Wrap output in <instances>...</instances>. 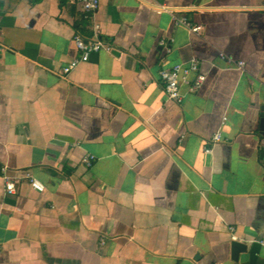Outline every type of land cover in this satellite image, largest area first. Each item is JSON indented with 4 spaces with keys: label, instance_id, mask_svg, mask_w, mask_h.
Instances as JSON below:
<instances>
[{
    "label": "crops",
    "instance_id": "obj_1",
    "mask_svg": "<svg viewBox=\"0 0 264 264\" xmlns=\"http://www.w3.org/2000/svg\"><path fill=\"white\" fill-rule=\"evenodd\" d=\"M81 15L0 0V264H264V0H100L112 52L62 76Z\"/></svg>",
    "mask_w": 264,
    "mask_h": 264
},
{
    "label": "built area",
    "instance_id": "obj_2",
    "mask_svg": "<svg viewBox=\"0 0 264 264\" xmlns=\"http://www.w3.org/2000/svg\"><path fill=\"white\" fill-rule=\"evenodd\" d=\"M69 3L82 13L83 17L93 24L92 35L89 38H84L80 34H75L73 41L74 45L79 52V57L68 63L62 70V76L68 75L73 70L77 69L82 63H87L92 54L100 51L112 52V47L104 42L100 38V26L97 23V15L100 9V0H68ZM181 22L188 24L187 20ZM194 30H199L195 28ZM219 57L225 60L229 64H234L239 70L245 69L244 62H236L232 58H227L225 55L220 54ZM199 72V65L196 59H191L188 63L184 64H172L163 68L160 72L161 87L168 99V101L180 104L184 100V94L182 93V87L186 88V94L192 95L197 89L203 84L205 78L203 76H197L194 82L190 81V76L197 75ZM223 118V123L226 121ZM223 141L221 133H217L211 140L209 147L205 149V153L211 152V146ZM92 157L88 156L85 159L86 165H91ZM5 170V169H4ZM27 178L30 183V187L36 192L42 193L45 191L43 185H41L35 178L30 174H27ZM5 191L8 195L16 193V185L12 182H6ZM52 209L54 207L48 203ZM234 240H236L234 238Z\"/></svg>",
    "mask_w": 264,
    "mask_h": 264
},
{
    "label": "water",
    "instance_id": "obj_3",
    "mask_svg": "<svg viewBox=\"0 0 264 264\" xmlns=\"http://www.w3.org/2000/svg\"><path fill=\"white\" fill-rule=\"evenodd\" d=\"M263 117H264V115H263ZM232 251L234 254V259H236V256L238 255V253L245 251V245H243L237 241L232 242Z\"/></svg>",
    "mask_w": 264,
    "mask_h": 264
},
{
    "label": "trees",
    "instance_id": "obj_4",
    "mask_svg": "<svg viewBox=\"0 0 264 264\" xmlns=\"http://www.w3.org/2000/svg\"><path fill=\"white\" fill-rule=\"evenodd\" d=\"M67 0H62V4H65V2H66ZM74 7V9L76 8L75 6H73ZM82 14V13H81ZM83 15H81V18H80V22L79 21H76V23H75V25L77 26V27H79L81 24L83 25V22L84 23H87V22H89V21H87L84 17H82ZM84 18V19H83Z\"/></svg>",
    "mask_w": 264,
    "mask_h": 264
}]
</instances>
